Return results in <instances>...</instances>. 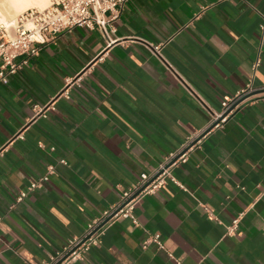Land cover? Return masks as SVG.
Here are the masks:
<instances>
[{"label": "crops", "instance_id": "0c3cea01", "mask_svg": "<svg viewBox=\"0 0 264 264\" xmlns=\"http://www.w3.org/2000/svg\"><path fill=\"white\" fill-rule=\"evenodd\" d=\"M119 9L110 45L74 27L0 83V264H37L82 236L224 97L264 86V0ZM255 98L138 201L137 224L110 221L77 264H175L168 253L180 264H264V93ZM153 234L163 248L142 247Z\"/></svg>", "mask_w": 264, "mask_h": 264}, {"label": "built area", "instance_id": "2783aa9c", "mask_svg": "<svg viewBox=\"0 0 264 264\" xmlns=\"http://www.w3.org/2000/svg\"><path fill=\"white\" fill-rule=\"evenodd\" d=\"M127 1L51 0L43 8H28L17 14L8 23H0V83L6 84L8 79L18 73L31 57L38 55L42 46L74 27L97 28L106 38V46L110 45L114 41L108 35L113 32L110 24L119 17V8ZM107 26H110L109 31ZM260 34L263 38L264 20L260 24ZM150 47L152 54L161 58L159 53L161 44ZM166 65L169 67V64L166 63ZM257 65L258 62L254 64V68ZM263 93L264 86L255 87L248 82L235 94L224 97L220 102V111L210 114L209 123L204 129L187 137L185 142L177 150L171 152L158 168L150 173L142 172L136 184L125 190L117 203L104 210L99 218L88 224L82 236L68 240L61 250L49 255L46 260L37 264H77L85 258L89 248L98 242L105 226L110 221L117 218H130L134 224H137L133 209L138 201L144 195L152 194L158 190L166 178H171V168L185 162L189 153L200 146L201 141L209 131L221 127L242 104L249 99H256L255 97H259ZM60 162L65 163L64 160H60ZM48 170L49 173H53L52 167H49ZM38 185L39 182H34L30 188ZM24 195L21 193L17 200H21ZM209 216L215 218L211 214ZM215 219L217 220V218ZM239 221L240 216L234 218L226 226L227 234H233L236 231ZM151 242L156 243L159 248H163L158 234L148 236L142 247L145 248ZM168 256L175 264H180V261L171 254L168 253Z\"/></svg>", "mask_w": 264, "mask_h": 264}, {"label": "bare ground", "instance_id": "6f19581e", "mask_svg": "<svg viewBox=\"0 0 264 264\" xmlns=\"http://www.w3.org/2000/svg\"><path fill=\"white\" fill-rule=\"evenodd\" d=\"M49 1L50 0H0V23H8L12 20L6 18L7 14L4 13L1 8H11V10L19 13L32 7L43 8L48 5Z\"/></svg>", "mask_w": 264, "mask_h": 264}, {"label": "rangeland", "instance_id": "374dc122", "mask_svg": "<svg viewBox=\"0 0 264 264\" xmlns=\"http://www.w3.org/2000/svg\"><path fill=\"white\" fill-rule=\"evenodd\" d=\"M50 2H51V0L48 2V4H49ZM5 9H6V8H4V9L1 8V10L4 11V13L7 14V17H6L7 19H13L17 14L20 13V12L18 13V12H15V11L11 10V8H8L9 10H8V9L5 10ZM10 10H11V11H10ZM7 12H8V13H7Z\"/></svg>", "mask_w": 264, "mask_h": 264}]
</instances>
